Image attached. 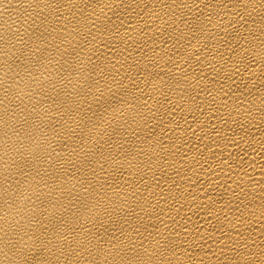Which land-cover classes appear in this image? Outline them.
Returning a JSON list of instances; mask_svg holds the SVG:
<instances>
[{"label": "bare ground", "instance_id": "obj_1", "mask_svg": "<svg viewBox=\"0 0 264 264\" xmlns=\"http://www.w3.org/2000/svg\"><path fill=\"white\" fill-rule=\"evenodd\" d=\"M0 264H264V0H0Z\"/></svg>", "mask_w": 264, "mask_h": 264}]
</instances>
